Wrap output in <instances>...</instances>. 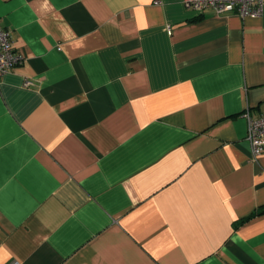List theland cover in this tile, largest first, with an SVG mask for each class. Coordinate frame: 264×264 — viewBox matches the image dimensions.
<instances>
[{"label":"crops","instance_id":"obj_1","mask_svg":"<svg viewBox=\"0 0 264 264\" xmlns=\"http://www.w3.org/2000/svg\"><path fill=\"white\" fill-rule=\"evenodd\" d=\"M0 264H264L260 16L182 0H0ZM31 80L25 85L24 79Z\"/></svg>","mask_w":264,"mask_h":264},{"label":"built area","instance_id":"obj_2","mask_svg":"<svg viewBox=\"0 0 264 264\" xmlns=\"http://www.w3.org/2000/svg\"><path fill=\"white\" fill-rule=\"evenodd\" d=\"M264 0H182L186 9L203 13L210 10L215 14L237 13L240 17L260 16ZM24 62L22 54L13 46L11 30L0 24V76L20 67ZM24 84L31 80L24 79ZM247 121L246 140L250 144L252 155L257 158L264 152V112L253 116L250 110L243 114ZM16 264V263H13Z\"/></svg>","mask_w":264,"mask_h":264},{"label":"trees","instance_id":"obj_3","mask_svg":"<svg viewBox=\"0 0 264 264\" xmlns=\"http://www.w3.org/2000/svg\"><path fill=\"white\" fill-rule=\"evenodd\" d=\"M262 213H264V205L259 207L256 211L252 212L250 215L244 217L240 222H243V221H245V220H247V219H249L255 215L262 214Z\"/></svg>","mask_w":264,"mask_h":264}]
</instances>
